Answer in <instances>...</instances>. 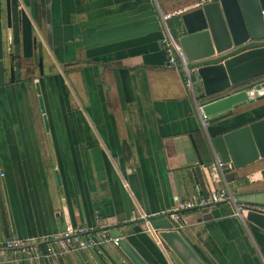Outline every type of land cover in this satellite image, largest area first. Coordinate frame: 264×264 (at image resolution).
Returning a JSON list of instances; mask_svg holds the SVG:
<instances>
[{"label":"crops","instance_id":"1","mask_svg":"<svg viewBox=\"0 0 264 264\" xmlns=\"http://www.w3.org/2000/svg\"><path fill=\"white\" fill-rule=\"evenodd\" d=\"M194 5V0H17V62L23 73L19 81L0 86V241L43 243L67 224L91 230L116 225L147 264H173L141 220L166 213L176 200L208 197L223 188L212 168L210 134L201 130L194 97L180 70L166 65L161 44L157 9L170 14L176 37L178 14ZM29 79L38 81L47 131ZM198 88L192 83L193 93ZM261 98L226 113L257 109L253 118L262 116ZM254 164L225 179L242 215L247 209L264 211L259 174L264 164ZM233 212L230 200L182 211L179 232L205 264H264V232ZM0 264L130 263L109 245L37 260L2 250Z\"/></svg>","mask_w":264,"mask_h":264},{"label":"water","instance_id":"2","mask_svg":"<svg viewBox=\"0 0 264 264\" xmlns=\"http://www.w3.org/2000/svg\"><path fill=\"white\" fill-rule=\"evenodd\" d=\"M194 1V7L178 14L179 31L175 38L192 66L193 83L199 85L194 93V113L197 115L195 107L201 105L202 114L209 120L214 119L208 125L211 128H206L210 134L207 143L211 153L223 163L230 162L236 170L264 159V115L253 118L260 110L226 113L247 103L243 87L238 88V85L264 76V44L249 45L264 41V0ZM19 31L17 0H0V86L5 84L6 74L9 82L21 79L19 67H13V59L19 57V44L16 43ZM32 41L34 44V39ZM6 43L10 48L6 49ZM29 80L43 128L47 131L38 81ZM259 85L264 89V81ZM223 113L227 117L215 120ZM192 149L200 163L193 143ZM259 174L264 179V166L259 169ZM55 180L59 185L57 173ZM242 219L264 232V211L247 209ZM141 221L156 230V236L173 264H205L181 233L171 228L165 214L148 215ZM106 230L111 237L117 238L116 245L130 264H147L120 235L116 225H110Z\"/></svg>","mask_w":264,"mask_h":264},{"label":"built area","instance_id":"3","mask_svg":"<svg viewBox=\"0 0 264 264\" xmlns=\"http://www.w3.org/2000/svg\"><path fill=\"white\" fill-rule=\"evenodd\" d=\"M158 19L163 30L161 39L162 49L164 52L166 65L180 70L183 79V85L189 90L194 97L192 90L191 69L186 60L184 53L179 47L176 38L173 37L167 23L170 14L162 13L157 9ZM264 81L261 78L252 84L244 86L247 102H254L264 96V89L259 84ZM259 86L256 87L255 85ZM201 105L195 107L199 119L200 128L206 132L208 118L202 114ZM212 168L218 174L222 182L223 188L218 191H213L208 197L201 195L191 196L187 199L176 200L175 204L164 213L168 220L171 222V228L180 231L183 228V223L180 217L182 211L194 209L196 207L215 204L223 201L230 200L233 205V214L238 218H242V206L237 204L233 197L228 193L226 186V175L234 170L230 162L223 163L219 158L212 154ZM143 231L152 235L156 243L161 244L156 236V230L150 226L149 223L144 221ZM117 238L111 237L106 229L91 230L81 225L67 224L63 227L62 231L52 240L38 243L36 239H16L10 238L0 241V252L2 250L10 251L12 255L19 256L26 260L37 259H57L73 251L85 250L94 248L100 250L105 246H117Z\"/></svg>","mask_w":264,"mask_h":264},{"label":"flooded vegetation","instance_id":"4","mask_svg":"<svg viewBox=\"0 0 264 264\" xmlns=\"http://www.w3.org/2000/svg\"><path fill=\"white\" fill-rule=\"evenodd\" d=\"M19 42V41H18ZM18 42H16V43H18ZM37 55H38V57L40 58H38V62L40 63V61L42 60V57H43V55H42V51H41V46L39 45L38 47H37ZM17 59L18 58H14L13 59V67H16V66H18L19 67V71H20V76H21V74L23 73L22 72V69H20V64H19V62H17ZM37 62V63H38ZM34 63V65H37L36 64V62H33ZM32 63V64H33ZM29 66H32V65H29ZM36 67V66H35ZM6 79L8 80V74H6Z\"/></svg>","mask_w":264,"mask_h":264},{"label":"rangeland","instance_id":"5","mask_svg":"<svg viewBox=\"0 0 264 264\" xmlns=\"http://www.w3.org/2000/svg\"><path fill=\"white\" fill-rule=\"evenodd\" d=\"M168 24H169V21L167 22ZM172 32V31H171ZM172 35H173V37L175 38V36H174V33L172 32ZM259 79H261L262 78V75L261 76H259L258 77ZM249 81V83H251V82H254V81H256V79H252V80H248ZM262 100H264V97L263 98H261ZM247 103H251V102H247ZM255 164L254 165H257V166H259V165H261V164H264V159H262V160H259V161H257V162H254Z\"/></svg>","mask_w":264,"mask_h":264},{"label":"trees","instance_id":"6","mask_svg":"<svg viewBox=\"0 0 264 264\" xmlns=\"http://www.w3.org/2000/svg\"><path fill=\"white\" fill-rule=\"evenodd\" d=\"M253 82L249 83V81H246L245 83H242L243 87L244 85L246 84H252ZM197 177H198V180H199V187L200 189L202 190V193H204V190H203V183H202V178H201V175L199 173H197Z\"/></svg>","mask_w":264,"mask_h":264}]
</instances>
